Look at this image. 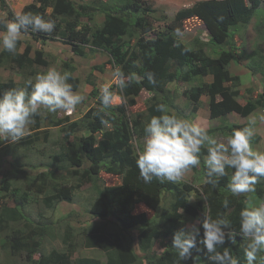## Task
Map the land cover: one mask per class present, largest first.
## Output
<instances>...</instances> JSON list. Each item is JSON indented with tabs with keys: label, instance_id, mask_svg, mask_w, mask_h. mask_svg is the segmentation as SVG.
<instances>
[{
	"label": "trees",
	"instance_id": "16d2710c",
	"mask_svg": "<svg viewBox=\"0 0 264 264\" xmlns=\"http://www.w3.org/2000/svg\"><path fill=\"white\" fill-rule=\"evenodd\" d=\"M36 1L41 5H30L24 9L23 14L27 12L40 14L46 20L58 18L64 26L63 29L55 27L54 31L59 32L62 42L71 45L77 56H83L89 45L93 47L92 49L102 48L108 53L109 63L112 66L119 67L125 75L135 73L138 78L122 92L117 87L122 102L113 106L111 110L91 108L83 119L69 122V115H67L65 118L59 117V120L53 122L54 126L63 127V141L68 142V148L63 147L60 153L50 155V163L46 172H41L43 174L41 175L50 174L52 176L54 173L68 169L73 178L80 180V184L93 185L96 200L91 204L89 210L93 219L109 221L111 217H115L120 221L122 232L138 225L146 226L147 228L140 235V247L145 251L146 257L143 259L138 255L133 238L125 246L122 245L120 237L116 238L117 246L111 250L110 236L97 227L92 226V228H83L77 231L71 224V220H74V213L62 217L55 224L59 229L65 230L63 237L66 240L69 241L68 238H70L74 241L73 248L100 249L107 257V264H136L137 262L141 264H192V261L189 260L179 261L177 251L172 248V237L185 225L180 210H189L190 202L187 198H177L175 185L168 184L166 180L154 179L150 184L144 183L136 166L138 153L133 140L143 139L144 127L149 123L151 117L161 115L156 111L157 104H166L169 114L175 113L183 118V110L176 105L177 92L174 88L181 82L193 85L190 89H185L182 95L188 98L194 115L198 114L205 104L209 108L212 120L226 117L231 113L248 117L262 106L264 108V102L261 103L264 101V93H259L254 84L245 89V93L248 95L245 103H240L237 100L241 94L239 89L241 79L239 76L231 74L229 70L231 62L237 56L235 51L238 50V47L235 43V36L238 31L236 28L241 25L246 27L250 24L262 0L199 1L191 7L180 10L168 25L167 31L160 32L153 38H149L147 35L155 31L154 23L150 19L156 10L148 0ZM46 2L47 5H44ZM2 4L6 8V2L2 1ZM48 7L53 8L50 15L46 13ZM97 13L104 14V22L100 28L94 32H91L88 27L78 28L79 25L93 19ZM9 17L15 19L11 12ZM191 18H197L203 23L210 35L209 41L197 39L194 42V47H188L180 40L178 33L184 31V22ZM0 29L6 30L3 20L0 21ZM28 32L34 34L36 39L55 40L54 37H49L43 32L32 31L31 28ZM126 36L130 39L136 38L132 46L123 39ZM21 44L19 41L15 54L3 49L0 51V69L8 64L16 73L23 74L29 79L37 73L38 66L47 67L49 63L45 53H41V57L38 56V58L31 57L33 49L31 45H27L24 51L20 52ZM127 45L130 46L127 48ZM209 48L212 52L208 51ZM254 51L260 55L259 57H249L251 63L247 65V68L251 73L259 71L264 75V46L259 44ZM37 62L40 65H37ZM66 66L70 67V72H74L73 65L66 64ZM148 73L154 75L155 84L148 82ZM207 76H212L211 82L205 80ZM68 81L72 83L73 90H76L80 81L75 79L72 74ZM229 83L235 85L231 87L228 85ZM6 87L19 89V85L13 81ZM27 88L32 91L29 84H27ZM143 91L152 95L147 101L146 110L138 114L137 117L128 116L129 110L137 105V98ZM203 96L207 98L206 103L202 100ZM103 121H108V128L101 134L100 132L106 126ZM38 125L35 124V130ZM247 126L249 125L224 122L221 126L206 130L210 135L220 133V135L229 138L234 130ZM85 132H89L88 135H84ZM100 134L101 139L98 137ZM71 137H75V142L69 141ZM255 140L259 141V136ZM33 142L29 140L25 144L29 146ZM202 153H207L205 147L202 148L201 155ZM81 154H84L85 160L89 163L85 173H88L86 177L82 175L81 171L85 166V160L82 159ZM193 171L199 176L204 174V171H201L199 167ZM227 171L228 176L220 178L219 183L215 186L208 184L210 188L204 189L203 192L185 182L183 190L189 193L195 191L196 194L200 193L204 196L208 207L205 216H210L212 219L226 217L231 221L230 231L235 234L237 242L235 244L226 243L218 250L222 252L224 248H228L231 254L238 259L239 264H247L244 249L248 243L245 245L242 243L240 212L242 209L248 208L247 197L249 194L233 196L228 184L234 169H227ZM102 172L119 176L121 178L120 185H103L102 187L100 183ZM38 189L44 191L43 188ZM72 189L70 187L61 189L59 193L47 197L46 203L53 200L71 202L73 200ZM2 190H8L6 179L1 182L0 192ZM255 195L264 202V180L257 184ZM2 198L0 197V206L6 204ZM170 198L175 201L171 205V210L168 211L166 205ZM225 200L229 201L227 208L224 207ZM140 203L152 210L154 217L149 218L145 213L134 214L136 206ZM22 210V207L17 204L7 216L9 224L13 221L12 224L15 225L21 218L26 222L11 236L5 235L2 238L1 242L5 249L12 253L25 249L27 258L32 264H103L100 259L89 257H83L75 263L73 253L59 251H53L49 256L41 255L39 259H36L35 256L39 254V248L46 235L51 231L50 226L53 224L48 226L47 223L33 222L24 215ZM7 225L4 216L0 214L1 229ZM31 226H35V229ZM164 227L167 228L166 231H162ZM67 233L70 237H67ZM202 234L201 227V236ZM37 235L39 239L32 243L33 236ZM10 241L11 243L8 245ZM201 246L202 251L197 254L200 255L201 262L212 264L207 259L206 249L202 244ZM158 247L164 251L160 256L157 253Z\"/></svg>",
	"mask_w": 264,
	"mask_h": 264
},
{
	"label": "rangeland",
	"instance_id": "374dc122",
	"mask_svg": "<svg viewBox=\"0 0 264 264\" xmlns=\"http://www.w3.org/2000/svg\"><path fill=\"white\" fill-rule=\"evenodd\" d=\"M2 1L6 2V8L3 6ZM27 0H0V21H11V17H9V13L11 12L14 16L17 14H23L24 9L30 5H41V3L37 2L36 0H30V4L26 3ZM84 1V0H83ZM86 1V0H85ZM84 1V2H85ZM93 0L87 1L91 2ZM152 7L156 10V13L151 16L152 22L154 23V32H151L147 35L149 38L156 37V35L160 32H166L168 29V25L174 20L176 14L187 7H191L199 1L203 0H148ZM47 5V2L44 4ZM248 5V4H247ZM53 9H47V15L52 14ZM55 19V18H54ZM59 21V19H56ZM103 17L96 16V20L94 23H91L90 30L91 32L96 31L98 28L101 27L103 24ZM257 21V22H256ZM62 23V22H61ZM60 25V24H56ZM64 24L62 23L61 27L63 29ZM83 27V26H81ZM237 33L235 36V43L237 44L238 50L235 52L237 56L235 58L236 63L233 64L234 70L241 69L242 62L245 59L244 52L251 53L249 57L258 56L259 53L255 52V47L259 46V44L263 47L264 46V15H259L254 18V20L250 22L249 25L245 26H238ZM0 29V33H2ZM47 34V33H46ZM49 37H54L55 40H47V39H36L34 34L31 32L23 33V38L21 40V46L19 47V51L23 52L27 45H31L33 47L31 51V57H41V53H45L46 60L48 61L49 65L47 67L38 66L37 73L34 76H31L29 79L26 78L25 75L16 73L15 70L11 69V66L8 64L5 67L0 69V93L2 94L4 91L9 90L7 85H9L12 81L19 85V89H26L29 93L31 91L28 90L27 84L29 80H32L33 83L35 82L34 78L39 73H46L49 69H56L57 71L61 72L62 74L67 72L69 76H73V72H70V67L66 66V64L76 66L79 73L76 74L79 76L81 74V78L78 79L80 82L77 85L75 92L83 95L85 97L84 101L77 106L76 111L69 116V122H73L79 119H83L86 117L87 112L91 108H102L99 96H100V87L102 85L107 84L110 88L113 87L112 91L118 94V81L114 77L113 73L115 68L109 63V56L104 55L105 58L101 59L100 57H95L93 53H89L85 56H77L72 48H61L60 42L62 43V39H60V34L57 31H53L51 34H47ZM209 33L206 30V27L203 23L197 18H191L184 22V31L178 33L180 40L185 43L188 47H194V42L197 39H201L203 41L207 40ZM127 43H130L132 46L136 40V38L130 39L129 37L123 38ZM206 39V40H205ZM208 41V40H207ZM258 44V45H257ZM127 45V48L128 46ZM212 46V45H211ZM213 47V46H212ZM2 48H0V51ZM86 50V49H85ZM209 52L211 48L208 50ZM93 55L97 64L99 62H103V65H97L94 68H90L88 65L90 64V56ZM103 56V55H102ZM234 61V60H233ZM251 60L249 59V64ZM37 65H40L37 62ZM102 67V69H101ZM84 69V71H82ZM87 69L88 71H85ZM92 69V70H91ZM91 70V71H90ZM96 70V71H95ZM98 70V71H97ZM82 71V72H80ZM95 71V72H94ZM90 72V73H89ZM254 73V74H253ZM253 81L250 85L254 84L258 90H262L264 92V75L259 76L256 78V75H259L258 72H253ZM74 77V76H73ZM251 78V77H250ZM77 79V78H75ZM250 82L247 76H241L240 81V91L241 94L237 97V100L240 103L246 102V97L248 96L245 93V87ZM68 83L72 84L70 81ZM229 86L233 87L234 83H229ZM262 86L261 89L259 86ZM193 86L190 83H178L174 88L177 92V101L176 105L178 108L183 110V119L195 122L197 120V124L204 128H212L221 126L222 122H217V120H212L210 118L209 108L202 106L201 111L198 114L194 115L191 103L189 102L188 98L182 95V92L185 89H190ZM151 93L143 91L140 96L137 98V105L131 108L128 112V116L137 117L138 114H141L146 110L147 101L151 97ZM257 96V95H255ZM207 99V98H206ZM122 98L116 103L115 106L121 104ZM264 101H261L263 103ZM205 103V102H204ZM104 110H111L104 109ZM59 114L56 113H48L44 112L43 115L35 117V123L29 126L27 135L18 143L12 144L7 141H3L2 145L0 146V186L1 182L6 179L8 182V190H2L0 192V197H3L2 200L5 205L0 206V214L4 216V220L6 225L9 224V219L7 216L10 215V210L14 208L17 204L22 207V211L26 217L31 219V221L40 222V223H47L48 226L51 227V231L46 235V238L41 244L39 248V254L35 257L39 259L41 255L49 256L53 251L59 252H71L73 253V261L77 263L79 259L83 257L95 258L100 259L103 264H107V257L103 251L97 248H73L72 243L73 240L70 238L69 241L66 240L63 236L65 235V230H61L55 224L59 221L62 217H66V215L70 213H74V220H71V224H73L74 228L79 231L83 228H92V226L97 227L105 234L109 235L111 238L110 247L113 250L114 247L117 246L115 239L120 237L122 239L121 243L123 246L128 244V242L133 238L135 241V248L140 257L143 259L146 257L145 251H143L140 247V235L144 229L147 227L145 226H136L133 228H128L125 234H123L121 226L119 225V220L115 217H111V220L105 221L100 219H93L89 213L91 204L96 200V193L92 188V184H80V180H77L71 172L67 169V171H59L54 173L52 176L50 174L42 176L41 172H46V168L48 167L50 160V155H56L62 151V148H68V142L63 141V131L62 126H54L53 122H56L60 118H65L67 116L62 111H57ZM260 115H264V108L263 106L260 110L253 116L249 121L239 115L238 122H248L247 125L250 124L251 120H256V123L259 126H255L256 135L252 138L253 142L252 147L257 145L258 136L264 137V122L260 121L258 117ZM237 121V120H236ZM39 122V125H38ZM35 124L38 127L35 130ZM108 128L106 125L103 129L101 134L105 132ZM89 132H85L84 135H88ZM101 134L98 136L101 139ZM32 135V136H31ZM81 135V134H80ZM31 136V137H29ZM214 138L218 139L221 142L226 143L229 138L226 136L220 135V133H216L212 135ZM259 136V138H260ZM29 140H32V144L27 146L25 144ZM75 137H71L69 141L75 142ZM134 147L136 152L139 154L143 148V139H134L133 140ZM264 145V143H263ZM264 148V146H262ZM207 150V147L205 146ZM207 153L201 155V171H204V174L198 175L197 173L192 170L191 173L186 175L183 181L179 183H174L170 181H166L168 184L171 183L175 185L177 190V198L183 197L187 198L190 202V209L185 210L181 209L180 213L182 214V219L184 222V227L181 230L189 231L193 225L200 227L197 224L198 220H202L207 212V203L205 202V198L200 193L196 194V192H186L183 190V184L189 183L193 185V187L197 188L200 192H203L204 189L210 188L209 185L205 182L206 181V169L204 166L203 157L206 156ZM83 160H85L84 154H81ZM89 167V163L85 160V166L82 168V175H88L86 173V169ZM42 174V175H41ZM199 176V177H198ZM101 186H118L121 183V178L117 175H110L102 172L101 174ZM65 187H70L72 189V197L73 200L71 202H67L64 200L58 201L53 200L51 202L46 203V198L54 195L55 193H59L61 189ZM38 188H43L44 191H40ZM26 197V198H25ZM168 204L166 208L168 211L171 210V205L174 203V199L170 198L168 200ZM201 203V204H200ZM261 203H264L260 198H258L255 193L249 194L247 197V206L248 208H254L259 206ZM50 204V205H49ZM141 213H145L147 217L152 218L154 217V212L150 210L145 204L140 203L136 206L134 214L138 215ZM158 220V219H157ZM157 222L156 220H154ZM25 220L20 219L15 225L12 224L13 221L7 225L3 226L1 229L0 226V264H32L27 258V251L25 249L12 253L10 250L4 248V244L2 238L4 236H11L17 229H21L22 226L25 225ZM50 224V225H49ZM35 229V226H31ZM166 227L162 229V231H166ZM57 235H55V234ZM122 236V237H121ZM37 236H33L31 242L37 241L39 238ZM67 237L69 233H67ZM125 237V238H124ZM173 239V237H172ZM11 241L8 243L10 245ZM242 243L247 244L249 243L248 240L242 239ZM75 245V244H74ZM198 248H202L201 244H198ZM202 250L197 252L195 249L193 250V255L196 256L200 254ZM164 251L157 248V253L160 256ZM200 256V255H199ZM191 261V260H189ZM136 264H141L137 262ZM144 264V263H142ZM201 264H203L201 262Z\"/></svg>",
	"mask_w": 264,
	"mask_h": 264
},
{
	"label": "clouds",
	"instance_id": "9594fccd",
	"mask_svg": "<svg viewBox=\"0 0 264 264\" xmlns=\"http://www.w3.org/2000/svg\"><path fill=\"white\" fill-rule=\"evenodd\" d=\"M3 24L6 30L0 33V48L12 54L16 53L18 42L29 28L51 34L56 27L54 21L31 12L17 14L14 20L3 21ZM113 75L121 92L138 80L135 73L125 75L119 67ZM69 79L67 72L62 74L52 68L46 73H38L34 83L28 81L32 88L30 93L26 89L13 88L0 94V139L18 143L27 135L29 126L35 123V117L45 111H62L71 116L85 97L73 90ZM147 79L149 83L156 82L152 73L147 74ZM258 91L264 93L263 88ZM99 99L102 107L109 109L116 105L120 96L105 84L100 87ZM156 111L161 115L152 116L144 127L143 148L136 159L145 184L154 179L174 183L183 181L193 169L200 167L202 148L206 146L207 155L203 160L207 184L217 185L220 178L228 176L227 169H234L228 184L233 196L255 193L257 184L264 180V152L254 150L251 144L256 135V120H251L247 127L234 130L224 143L199 124L175 113L169 114L166 104H157ZM258 119L264 122V115ZM103 123L107 125L108 121ZM228 204L229 201L225 200L224 207L227 208ZM197 224L200 227L193 225L191 230H181L173 236L172 248L177 251L179 261L191 260L192 264H201L200 257L194 256L193 250L199 252L198 244H202L212 264H239L228 248L222 252L218 250L226 243L237 242L235 234L230 231L229 219L204 216ZM240 235L249 241L244 249L247 264H264V203L241 210Z\"/></svg>",
	"mask_w": 264,
	"mask_h": 264
},
{
	"label": "crops",
	"instance_id": "0c3cea01",
	"mask_svg": "<svg viewBox=\"0 0 264 264\" xmlns=\"http://www.w3.org/2000/svg\"><path fill=\"white\" fill-rule=\"evenodd\" d=\"M85 1V0H84ZM87 1H90V0H86L85 2H87ZM108 1V0H107ZM30 2V0H27L26 1V3H29ZM30 4V3H29ZM47 9H50V7H48ZM46 9V10H47ZM53 9V8H52ZM259 15H264V0H262V3H261V5L259 6V8L257 9V11H256V13L254 14V16H253V18H252V21L254 20V18L255 17H257V16H259ZM96 16H102L103 17V19H104V14L102 13H97V14H95V16H94V18L93 19H91V20H89V21H86V22H84L83 24H81V25H79L78 26V28H82L81 26H83V27H88V28H90V25H91V23H94L95 22V20H96ZM52 21H54L55 22V25L56 24H60V25H56V27L57 28H61L62 29V27H61V25H62V23L60 22V21H57V20H55V19H53ZM104 21V20H103ZM257 22V21H256ZM209 36V35H208ZM199 40H201V39H199ZM206 40V39H205ZM207 40L209 41L210 40V36L209 37H207ZM206 40V41H207ZM203 41V40H202ZM60 46H61V48H63V49H65V48H69V50H71V45H69V44H67V43H64V42H60ZM93 47L92 46H87L86 47V50H85V54L83 55V56H85V55H88L89 53L91 54V53H93L94 55H95V57L97 58V57H100V55H101V59H103V58H105L104 57V55H107L108 56V53L105 51V50H103L102 48H94V49H92ZM252 53V52H251ZM251 53H249V52H246L245 51V59L243 60V62H242V68L241 69H239V70H234L233 69V64H234V62L236 63L237 61H232L231 62V64H230V67H229V70H230V72H231V74H233V75H235V76H239L240 77V79H241V76H247L248 78H249V80H250V82L248 83V85L245 87V89H247V88H249L250 87V85H251V83H252V81H253V75H252V73H251V71L247 68V65L249 64V55L251 54ZM244 54V53H243ZM103 55V56H102ZM38 58V57H37ZM90 58H93V55H91L90 56ZM243 58H244V56H243ZM95 60V58H93L92 60H90V64L88 65L90 68H94V67H96L97 65H103L104 63L103 62H99L100 64H97L96 62H93ZM238 63V62H237ZM74 67H75V70H74V72H73V76H74V78H77V79H80L81 78V74L79 75V76H77L76 74H78L79 73V71H78V69L79 68H77L78 66H76V63H74V65H73ZM92 70V69H91ZM90 70V71H91ZM82 71H84V69L82 70ZM82 71H80V72H82ZM85 71H88L87 69H85ZM96 71V70H95ZM94 71V72H95ZM98 71V70H97ZM90 73V72H89ZM259 76H261L262 77V75H256V78L257 77H259ZM251 77V78H250ZM205 80L207 81V82H211L212 81V76H207L206 78H205ZM241 87V86H240ZM259 87H262L261 85L259 86ZM202 100H203V102H207V99H206V96H203L202 97ZM205 106L207 107V104H205ZM260 109H257V110H255V112H253L251 115H249L248 117H243V116H241V117H243V118H245L246 120H250L253 116H255V114L259 111ZM201 111V110H200ZM238 118H239V114H237V113H231V114H229V115H227L226 117H223V118H220V119H217V122L219 121V122H222V123H229V124H234V123H236V124H248V122H242V123H240V122H238ZM250 118V119H249ZM237 120V121H236ZM195 123H197V120H195ZM199 124V123H198ZM255 126H259L257 123H256V125ZM205 129H210V128H205ZM260 136V135H259ZM256 143H258L257 145H254V147H253V149L254 150H257V151H261V152H264V148H262V146H264L263 145V143H264V137L263 136H260V140L258 141V142H256Z\"/></svg>",
	"mask_w": 264,
	"mask_h": 264
}]
</instances>
